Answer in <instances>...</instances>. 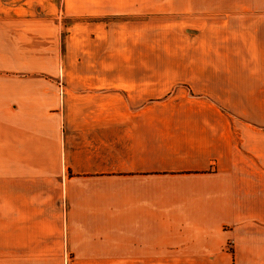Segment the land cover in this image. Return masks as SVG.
I'll return each instance as SVG.
<instances>
[{"label":"crops","instance_id":"crops-1","mask_svg":"<svg viewBox=\"0 0 264 264\" xmlns=\"http://www.w3.org/2000/svg\"><path fill=\"white\" fill-rule=\"evenodd\" d=\"M224 21L225 60L185 88L154 67L7 82L0 264H264V17Z\"/></svg>","mask_w":264,"mask_h":264},{"label":"rangeland","instance_id":"rangeland-1","mask_svg":"<svg viewBox=\"0 0 264 264\" xmlns=\"http://www.w3.org/2000/svg\"><path fill=\"white\" fill-rule=\"evenodd\" d=\"M233 16L264 17V0H0V91L8 81L40 77L52 67L62 69L58 80L65 83L83 75L78 69L102 66L154 67L160 93L185 88L190 80L179 79L189 76L181 73L185 67L225 60L224 43L209 34H222ZM172 70L179 73H166ZM111 76L119 81L120 74ZM6 182L0 184V227L12 221Z\"/></svg>","mask_w":264,"mask_h":264}]
</instances>
